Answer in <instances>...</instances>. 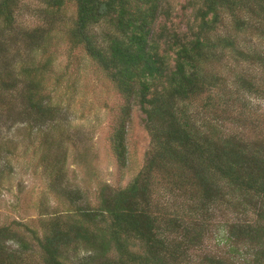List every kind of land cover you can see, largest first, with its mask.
I'll return each instance as SVG.
<instances>
[{
  "label": "trees",
  "instance_id": "trees-1",
  "mask_svg": "<svg viewBox=\"0 0 264 264\" xmlns=\"http://www.w3.org/2000/svg\"><path fill=\"white\" fill-rule=\"evenodd\" d=\"M19 1L0 0V130L6 124L41 127L54 115L43 95L49 62L34 65L26 55L39 48L48 24L15 31ZM41 1L49 11L75 2L71 41L106 72L125 100L110 136L119 167L127 163L126 126L133 105L143 115L150 146L144 167L124 188L99 187L95 207L51 215L40 236L20 225L34 246L1 226L0 264H26L24 257L35 248L41 264H66L70 247L83 248L88 262L96 264H190L191 257H201L202 264H264V133L226 131L214 115L216 108L224 112L237 105V118L247 120L245 101L233 97L230 88L247 95L259 90L251 75L226 64L224 52L237 63L264 67V55L215 30L228 14L236 33L253 30L264 37V0H201L197 31L169 47L172 66L152 36L161 0ZM243 13L255 24L239 16ZM103 21L117 35L108 36L101 48L91 28ZM197 101L201 109L193 105ZM1 177L0 170V184ZM57 191L72 205L82 198L77 190ZM219 214L236 215L224 220L225 233L249 245V259L196 254Z\"/></svg>",
  "mask_w": 264,
  "mask_h": 264
},
{
  "label": "rangeland",
  "instance_id": "rangeland-1",
  "mask_svg": "<svg viewBox=\"0 0 264 264\" xmlns=\"http://www.w3.org/2000/svg\"><path fill=\"white\" fill-rule=\"evenodd\" d=\"M200 7L201 0H161L152 36L159 53L167 55L169 66L173 64V51L169 47H174L173 41L178 39L183 42L192 38L199 24L195 12ZM15 14V31L48 24L39 48L26 55L34 65L49 62L43 72V95L53 106L54 115L41 127L6 124L0 130V227L10 226L34 246L32 235L23 226L40 236L42 222L51 215L73 214L76 207L85 204L95 207L100 186L124 188L144 167L150 137L139 107L133 105L126 126L127 163L120 168L110 148V136L125 100L106 72L81 45L71 41L70 30L76 19L74 1H65L61 8L49 11L41 0H20ZM239 16L254 23V18L244 13ZM232 23L231 17L223 14L215 34L235 36L240 45L264 55L261 33L253 30L236 33ZM91 33L101 48L106 46L108 36L117 35L106 21L92 27ZM224 54L226 64L251 75L259 90L247 95L230 88L233 97L240 96L245 101L247 120L237 118L241 111L235 108L237 105L226 107L224 112L214 109L215 118L229 132L264 133V67L237 63L231 54ZM202 101L193 105L201 109ZM56 175H60L58 181ZM59 189L77 190L82 198L69 204L59 197ZM235 217L217 215L209 238L196 254L209 253L233 261L249 259L252 254L249 245L235 243L225 233L224 220ZM65 255L66 264H96L88 262V253L83 248L70 247ZM24 259L26 264H41L36 248ZM200 260L201 257H191L190 264H202Z\"/></svg>",
  "mask_w": 264,
  "mask_h": 264
}]
</instances>
